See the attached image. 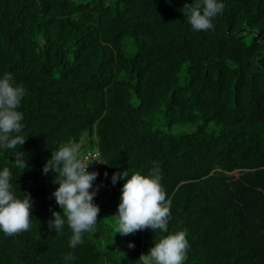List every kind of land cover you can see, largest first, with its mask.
Instances as JSON below:
<instances>
[{
  "label": "trees",
  "instance_id": "1",
  "mask_svg": "<svg viewBox=\"0 0 264 264\" xmlns=\"http://www.w3.org/2000/svg\"><path fill=\"white\" fill-rule=\"evenodd\" d=\"M223 2L215 29L193 32L182 14L192 0H0V75L26 89L28 167L12 184L34 202L28 231L0 232V264H65L69 251L73 264H138L160 234L138 230L120 246L102 196L119 204L112 174L157 165L185 264H264V0ZM159 115L169 129L197 126L167 132ZM69 144L101 156L98 222L76 249L67 226L49 227L58 185L42 173ZM14 159L0 151V168Z\"/></svg>",
  "mask_w": 264,
  "mask_h": 264
},
{
  "label": "clouds",
  "instance_id": "2",
  "mask_svg": "<svg viewBox=\"0 0 264 264\" xmlns=\"http://www.w3.org/2000/svg\"><path fill=\"white\" fill-rule=\"evenodd\" d=\"M223 0H192L183 6V17L193 32L214 30L213 18L224 10ZM26 96L24 86L17 84L13 74L0 75V151L11 150L15 159L12 165L0 168V232L15 235L31 228V195L18 196L12 184L13 169L28 167L26 153L20 151L25 143L24 113L19 110ZM92 161L85 162L76 145H63L52 152L42 168V173H54L53 183L58 185L51 196L61 211H53L48 221L50 229L62 234L67 226L71 235L70 249H76L84 241V234L95 230L100 212L94 198L99 185H94L98 173L88 171ZM107 176V173L105 174ZM123 181L120 189V203L115 219L116 233L128 235L138 230L151 229L159 233L146 254H141L138 264H185L189 242L186 231L169 232L171 201L161 184L158 165L148 174L129 173L118 170L111 176V183ZM166 234V235H165ZM130 248L135 247L129 243ZM65 264H73L76 256L72 251L62 253Z\"/></svg>",
  "mask_w": 264,
  "mask_h": 264
},
{
  "label": "rangeland",
  "instance_id": "3",
  "mask_svg": "<svg viewBox=\"0 0 264 264\" xmlns=\"http://www.w3.org/2000/svg\"><path fill=\"white\" fill-rule=\"evenodd\" d=\"M160 116V115H159ZM163 116H160V118H161V122H162V125L163 126H165V127H163L167 132H173V133H176V134H187V133H189V132H191V131H193L195 128H196V124H184V125H181V126H174L173 127V129H169L168 127H167V125L165 124V122H167V121H164V119L162 118ZM84 139L86 140V139H88V136H85L84 137ZM77 148H78V150H80V149H82V146L81 145H77ZM110 196V197H109ZM108 198V200L111 202V205L112 206H114V207H116L117 208V206H118V204H117V196L116 195H112V194H110V193H106V194H104L103 196H102V198ZM116 204V205H115ZM109 223L114 227V229L116 230V224H115V219L113 218V217H111L110 219H109ZM116 234V236H117V240H118V242H120V246H122L123 245V242H124V238H123V236L124 235H121V234H119V233H115Z\"/></svg>",
  "mask_w": 264,
  "mask_h": 264
},
{
  "label": "built area",
  "instance_id": "4",
  "mask_svg": "<svg viewBox=\"0 0 264 264\" xmlns=\"http://www.w3.org/2000/svg\"><path fill=\"white\" fill-rule=\"evenodd\" d=\"M81 157L84 158L85 162L89 160H98V161H92L89 165L88 171H95V165L99 164L101 162V156L100 152L98 150L89 151L84 155H81Z\"/></svg>",
  "mask_w": 264,
  "mask_h": 264
}]
</instances>
